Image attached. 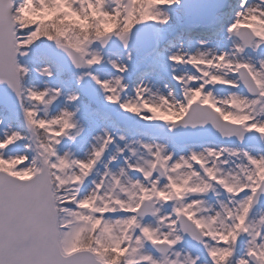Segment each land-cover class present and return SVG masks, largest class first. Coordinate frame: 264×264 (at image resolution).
Segmentation results:
<instances>
[{
  "label": "snow or ice",
  "instance_id": "6c2138e0",
  "mask_svg": "<svg viewBox=\"0 0 264 264\" xmlns=\"http://www.w3.org/2000/svg\"><path fill=\"white\" fill-rule=\"evenodd\" d=\"M0 264H264V0H0Z\"/></svg>",
  "mask_w": 264,
  "mask_h": 264
}]
</instances>
